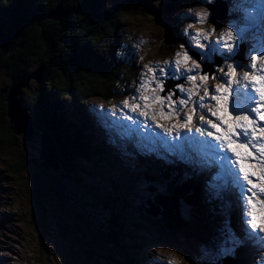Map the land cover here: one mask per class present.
<instances>
[{"label":"rangeland","instance_id":"rangeland-1","mask_svg":"<svg viewBox=\"0 0 264 264\" xmlns=\"http://www.w3.org/2000/svg\"><path fill=\"white\" fill-rule=\"evenodd\" d=\"M40 1L48 4L50 0H40ZM118 1L119 0H107V2L112 4V8L114 10L123 14L122 8H125L126 6L123 4L120 7L116 3ZM157 1L158 0H152L154 4H150L149 6H147L146 0L143 1L142 3L139 2L140 14L138 15L136 14V16L121 15V17L123 18L122 23L118 22V27L122 28L123 30L130 32L131 34L138 32L140 37H142L145 40V42H147L152 47L150 55H154V56H158L159 53L165 52L166 50L165 44H167L168 42V39L166 36V29H167V25L173 26L171 24V20H174V22H176V25H178L177 28H179V31L181 30L180 31L181 33L185 32L183 28L182 20L185 17L183 14V11H185L186 9L183 8L181 12L180 10H178V13L175 12L174 15L171 17L169 16L165 17L167 13H165L164 10L162 11V8L164 7V5L160 6L157 3ZM212 1H215V0H212ZM236 2L237 4L241 5L242 14L250 18L252 22L258 25L259 27H260V24L261 26H264V0H236ZM60 3H62V0L60 1ZM141 4L143 6H141ZM26 5L29 6L31 4L27 3ZM129 7H132V6L130 5ZM143 7H144L145 13H147L146 15H141L143 14L141 13ZM109 8L111 9V7ZM172 9H175L174 5ZM206 12H209V10L206 8V6H203V2L200 0L195 1L190 5V15L195 19V21L197 18V14H199L200 22H197V24L199 25L200 23H203L205 18L207 17V16H204V13ZM187 13H189L188 9L185 13V15L188 17ZM229 30H232V29H229ZM213 34H216V33H213ZM234 35H239V32L234 31ZM121 36L123 37V33H121ZM1 41L5 42L6 38L1 37ZM129 41L131 45L133 46H136L138 48L141 46V42H138L135 39H132ZM246 52H247V55H249V50H247ZM157 58L159 59L160 55ZM180 58L181 57H178L177 55L174 56L173 54H171V57L169 58V60H171V62H174L175 60L180 59ZM228 63L236 64L235 61L233 60L229 61ZM260 63H261V69H257L255 71H252L254 70V66L250 65V70H251L249 72L250 75L253 76V74H256L254 76L258 77L264 74V63L262 62ZM191 66H192L191 62H189L187 65H181V68L183 70V68H187ZM174 67H175V64L173 63L171 66V69ZM239 68L241 69V71L243 69V67H238L236 69V73L238 72ZM9 70H10V65L3 63L2 59L0 58V86H2L1 85L2 83H4V85L7 86V84H10V80L12 77L20 74V72L15 71V72L10 73V75H8ZM198 71L201 73V69H199ZM206 71H209V68H207ZM51 72L55 74L56 73L55 68H51ZM85 74L86 75L84 77H85L86 84L88 85L92 84L95 81V77H93L92 75H87V74H92V72L89 71L88 73H85ZM220 75L221 73H218L217 77H219ZM212 77H216V76L213 75ZM161 79H163V81L164 80L166 81L167 79H171V78L162 77ZM179 79L187 80L186 77H181ZM199 79H200V75H197L196 81ZM214 79L217 80V78H214ZM248 82H250L251 84H258L257 82H253L251 80H248ZM27 84L30 86H35L37 84V81L36 79L30 76L26 84L24 85L25 93L23 94V98H25L24 100H27V102L31 103L33 100H30V99L33 97V93L28 88ZM244 87H249V86L246 85ZM244 87H240L238 89L240 93L239 107H242V105L245 108L256 106L258 104V100L256 96H254V98H251V93H250L251 91L245 90ZM154 90L157 93H159V90H156V89ZM148 91L150 92L152 90L149 89ZM147 95H151V94L148 93ZM167 96L168 94H166L164 97H167ZM0 98H1L0 102L2 104V102H4V95L0 94ZM10 99L11 97L8 95V97L6 98V102L8 106L10 105ZM165 103L167 104V102ZM63 105H64L63 108H70L71 110L70 112H68L65 109V111L62 114L63 118L69 122H71L73 116H75V114H77L79 111L82 112L84 116L88 119H92L95 116L94 114L95 112H89L87 110L86 104L84 101L80 103V105H78V109L76 107L70 106L71 103L69 102ZM67 106H70V107H67ZM150 109L151 111L153 110L160 111L161 110L160 102L150 104ZM163 110L167 111V107H165ZM261 111H264V109H262ZM2 112H3V109L0 108V118H2L3 120L6 119L8 121L9 120L8 115L7 114L2 115ZM106 115L110 117H114L115 119L119 120V118L116 115L110 112H107ZM120 121L128 123L126 122L128 120L123 119V118H121ZM256 122L258 125L264 126V121L257 119ZM1 125H6V123L2 122V120L0 119V126ZM130 125L134 126L137 129L135 130L132 127H129L127 129L133 130L135 136L142 138L144 143L146 140L151 146L154 147V148L152 147V149L149 148L148 149L149 151L150 150L155 151L156 146L163 147L162 143L158 144L156 141H154V138L160 139L164 142L165 140L163 138L158 137L155 132L148 131V129H150L147 127L148 124L143 123L142 126H140L139 124H130ZM99 128L102 129L101 126ZM2 131L3 130H1L0 128V153L3 154V158H2L3 160H2V163H0V165L3 166L5 170L0 172V183H1L0 192H2V194H5V197L4 198L0 197V206L7 207L10 210V213L5 214L8 211L6 208L0 209L2 211V213L0 212V249L5 250L6 247H12V243L7 242L6 240L3 239V236L8 231V232H12L10 234V238L13 240L15 249H17V252H18L17 256L18 257L22 255L25 256L24 258L19 259L18 260L19 262H23V261L27 262V260H31L33 258V255L31 253H33L35 256L34 259L37 264H62L61 260L64 259L68 251H71L73 253H76V252L80 253L84 259V254L81 252V249H88L90 256L92 258V262L88 264H119L118 253H120L121 246L118 248L119 251H115L116 244L114 243L113 245L111 242V239H114L112 236L113 233L116 234V236L121 235V234L125 235L126 229L113 228L108 223V219L100 218L101 212L98 209L99 206L92 208L91 205H93L94 202H92L91 199L89 198V200L91 201V202H88V204L90 205V209L89 211L88 210L86 211H88L89 215L91 216L90 218L87 216V218L94 223V228L100 231L97 235L99 239H92L90 246L79 245L77 235L73 233L74 229L67 222L69 217L65 218L64 203L58 202L57 201L58 197L52 196L47 191L49 185L51 183H54L55 180L53 182L48 180L47 174L42 169L33 167L32 162L28 163L27 165L20 157L15 156V153H16L15 151L10 154L8 153V156H5L4 154L6 152L7 147L12 148V149H17V150H20V148L18 147V144H16V142L14 141L12 142L14 145L12 146L8 145L6 139L8 140L9 135H7L5 138L2 134ZM113 136L115 137L116 135L113 134ZM112 142H114V140ZM171 144L174 145L173 142H171ZM109 146L113 147L112 143ZM185 147H186V143L176 145V148L183 149V150L185 149ZM50 153L52 157L53 155L56 154L53 146L50 150ZM53 160H54L53 161L54 164L55 162L57 163V156H54ZM212 167H214L215 169L214 165H212ZM118 169H122L121 166H119ZM1 170H3V168H1ZM8 171L10 174L8 173ZM216 172L218 171L215 170V180L212 178L210 182L216 181ZM79 173H80L81 178H83L84 170L80 166H79ZM55 177L57 179L59 177V179L64 180V178L62 176H59V174H57ZM118 180H121V179H118ZM91 182L94 183L93 179L91 180ZM97 182L98 180L96 181V183ZM118 182L120 186L121 184H123L121 183L122 181H118ZM75 187L77 186L73 187V191H77ZM242 187H243V184L241 181L235 182L234 184H230V182H228L227 186L224 188L225 191L223 189L222 191L224 193H227L229 196H233V193L236 196H238L239 201H240V206L243 208V200L241 199ZM213 188H214V184H213ZM31 198H36L38 200L39 198L42 199L43 203H41V206L43 208L44 213L40 207V203ZM259 198H260V202L264 203V196L259 195ZM111 200L114 201L113 198H111ZM16 203H18L19 205L20 213L13 212L15 209ZM127 203H128V200H127ZM229 203H231V207H233L232 201H229ZM101 208L103 210H108V207L106 205L101 206ZM74 210L78 214H82L78 210L76 209ZM117 212H118V209H117ZM259 212L261 213L260 209H259ZM133 213L135 214L134 211ZM200 213L201 212L198 210L197 214H200ZM123 214H125L124 219L126 217L128 220L131 219L132 213L129 207H127L124 210ZM240 214L244 216L243 213H240ZM24 217H26L27 221H24V222L15 221L14 222V224H16L17 227L12 224L16 218L23 219ZM230 217H232V215ZM233 217H235V223L239 222L238 215H234ZM235 227L237 229L236 224H235ZM243 227H246L245 223L243 224ZM169 232H173V231H169ZM237 233H238V230H237ZM237 239L239 240V244L241 247L249 249L246 252L251 251V248H247V246L242 244V242L240 241V236H237ZM128 240L129 238L123 239L121 243L125 244V241L129 242ZM163 243L164 242H161V244ZM48 244L52 246V252H53V254L51 253L52 257L50 258L46 256L47 253L45 251V246H47ZM55 247L57 248V252H56ZM165 248L166 247L159 245L157 250H159L160 252H164ZM62 251H64V254H59ZM253 253L255 254V252ZM70 260H71V256L69 258V261ZM4 261L5 259L3 258V256H0V264H5ZM153 262H154L153 264H160L161 263L160 257H157V258L154 257Z\"/></svg>","mask_w":264,"mask_h":264},{"label":"trees","instance_id":"trees-1","mask_svg":"<svg viewBox=\"0 0 264 264\" xmlns=\"http://www.w3.org/2000/svg\"><path fill=\"white\" fill-rule=\"evenodd\" d=\"M60 1L50 0L48 4L43 2L40 5L32 2L29 6L24 2L22 8H19L20 10L15 7L11 8L14 4L13 0L1 2L0 4L5 7V14L1 15L9 17V19H0V58L3 63L10 65L8 75L15 71L20 72L19 75L11 78L12 83H24L30 76L42 70L40 82H37L35 86L28 85L33 93L30 100L33 101L30 103L24 100L25 98L22 97L25 93L24 88L21 89V98L24 106L32 115L35 125L39 127V131L42 132L46 129L57 142L62 162L61 167L68 161V156L72 157L75 149L77 152L75 160H89L92 165L98 160L99 165L109 168L112 162L106 160V155L103 156L97 152V148L90 143L86 144L88 138L81 135L80 127L74 122L64 119L62 114L56 113V109L49 102L48 97L55 96L60 100V96H62L78 109V103L63 94L75 92L82 86L90 89L94 95L97 92L108 93L110 91V85L114 80L112 72L97 71L95 81L89 86L86 84L85 78L82 77V71L89 68L97 69L99 66L105 68L106 65L113 67L115 62L110 61L113 59L110 51L112 52L118 44L117 40L120 36L118 22L120 21L117 16H121V13H114L113 8H109V10L104 7V0H62L63 13L60 19H56L55 13ZM126 12L128 15H136L138 7L126 9ZM1 37H5L6 41L2 42ZM107 42L109 48L106 46ZM125 65L127 68L133 69L131 59L126 61ZM51 68H55V74L51 72ZM126 74L130 78L129 74ZM132 74L133 71H130L131 76ZM128 80L133 83V79ZM11 86V84L0 86V94L4 95V102L2 104L0 102L3 112L7 111L6 98ZM90 107L92 112L107 114L102 109ZM95 124L100 129L99 123L95 122ZM2 134L5 137V131H2ZM7 135H9L8 140L6 139L7 144L12 146L14 141L20 150L7 147L4 155L8 156V153L15 151V156L20 157L28 165L31 162L32 142L24 140L12 131H9ZM77 139L81 141V144H77ZM65 143H69L74 149L68 150V147L65 148ZM117 149L121 152L122 146L120 145ZM109 153L111 154V152ZM2 158L3 154L0 153V163ZM137 161L142 164L140 158H137ZM111 198L114 199V208L117 213L121 194L119 197L111 196ZM162 207L165 209V205L162 204ZM98 209L102 213L112 212L110 208L103 210L100 205ZM100 218L104 219L103 215ZM116 219L117 216L113 217L112 222L119 229L115 222ZM122 222H124V218H122ZM88 235L89 233L86 234L87 238ZM112 236L117 241L115 242L116 248L124 245L121 241L126 238L119 241L116 234L113 233ZM236 236H239L238 233ZM125 243L128 242L125 241ZM240 256L242 257V252ZM244 256L255 259L252 250Z\"/></svg>","mask_w":264,"mask_h":264},{"label":"snow or ice","instance_id":"snow-or-ice-1","mask_svg":"<svg viewBox=\"0 0 264 264\" xmlns=\"http://www.w3.org/2000/svg\"><path fill=\"white\" fill-rule=\"evenodd\" d=\"M206 2L210 3L212 0H206ZM235 7L239 8L241 5L237 4ZM207 15L208 13H204V16ZM196 22H200L199 14H197ZM213 31L215 29L202 30L197 33L188 32L187 35L191 39L196 40L195 45H192L190 41L189 46L200 49L201 61L203 62L207 57L209 62L216 66V71L221 73L219 77H209L208 73H200L198 70L201 68V64L192 59L188 51H184L183 53L177 52L176 55L181 58L174 62L165 61V67H161L158 72L155 70V67L149 68L152 76L151 80L145 81L141 76L138 80V87L132 93L131 103L126 98L120 106H113V108L121 112L123 118L127 120L134 118L130 114H135L142 118V123L145 124L151 120L156 128L162 129L166 136H171L175 131L176 136L191 134L188 137L189 140L192 137H205L206 140L210 138V142L206 145L207 149L209 151L214 150L226 153L222 158V166L230 165L226 171L229 175L235 174L234 182H243L241 199L245 202L247 209L246 213H244L245 224L248 229L246 235L253 243L264 248V203L257 202L262 213L259 225L256 224V216L252 212L253 197L258 194L264 196V126H260L256 122L257 119L264 121V111L258 112V109L264 106L257 104L244 110L239 108L240 93L232 85L234 83L233 77L236 74V69L241 67V65L234 63H226L223 66L217 65L212 53L214 51L217 52L223 61L232 59L243 37L234 35L235 29L229 30L226 28L213 43L209 40V36ZM201 39L203 42H201ZM206 46L209 49L208 52L204 51ZM182 47L184 46L182 45ZM221 48L223 51H218ZM249 56L252 62L251 66H255L258 60L264 63V48L257 51L255 46L251 47ZM189 62H191L192 66L183 68L182 70L181 65H187ZM173 63L175 64V69L170 72ZM197 75H200V81L195 83L194 90H188L186 92L182 85H175L178 92L183 94L181 98L172 99L174 94L171 90H169L167 97H162L159 93L153 95L144 94V91L153 85L155 89L163 91L164 81L161 79L162 77H170L173 79L186 77L188 81L195 82ZM209 78L226 80V84L217 85L214 93L208 87H205L201 93L200 83H203V81ZM243 78L259 84L258 87L253 88V91L259 97L260 101H264V74L257 77L250 75L248 71H244ZM236 82H239V77H237ZM230 96L234 97L231 105L232 111H230ZM205 97L208 98L207 102H214L211 108L205 107L207 103ZM156 102H160L161 110H153L152 115L149 116L150 104ZM186 106L191 111L182 114V109ZM165 107H167V111L163 110ZM197 109L201 111L198 119H195ZM108 111L111 112L112 110L110 109ZM252 113H257V116L251 118ZM157 116L163 119H171L175 116L178 119L175 124L169 127H162L161 124L156 123ZM199 143L203 145L205 141H199ZM249 160L252 161V164L246 163ZM253 167L258 170V177L257 173L251 170ZM253 178L259 179L260 186L254 183ZM246 193H251V195H246ZM225 241H232V237L230 235L226 236Z\"/></svg>","mask_w":264,"mask_h":264},{"label":"water","instance_id":"water-1","mask_svg":"<svg viewBox=\"0 0 264 264\" xmlns=\"http://www.w3.org/2000/svg\"><path fill=\"white\" fill-rule=\"evenodd\" d=\"M60 11L61 9L59 10L58 13H60ZM10 114L12 117V122L14 123V127L16 128V131L18 133H24L25 138L28 141L32 142L33 141L32 137L35 134V128L33 125V121L31 117L26 113V110L20 106L19 101L17 99V94L14 92L12 93L11 99H10ZM48 140H49L48 135L46 133L43 134L42 141L48 142ZM43 142H42L41 148L37 147V150L39 153H38V156L35 157V164L37 168L42 169L47 174V178L48 180H50L49 174H48L49 163H50V158L47 155L48 145ZM47 190H52L51 185H49ZM39 200H40L39 203H43L41 198H39ZM153 212H156V211L153 210Z\"/></svg>","mask_w":264,"mask_h":264},{"label":"bare ground","instance_id":"bare-ground-1","mask_svg":"<svg viewBox=\"0 0 264 264\" xmlns=\"http://www.w3.org/2000/svg\"><path fill=\"white\" fill-rule=\"evenodd\" d=\"M140 2V0L137 2V3H139ZM264 27V26H263ZM245 90H247V91H252V89L251 88H245ZM264 102V101H263ZM250 106H251V104H250ZM250 106H248V107H250ZM129 131H132V132H134L133 130H131V129H129ZM132 132H130L131 134H134V133H132ZM54 139V138H53ZM54 141H55V139H54ZM113 143V142H112ZM55 144L57 145V142L55 141ZM57 147H58V145H57ZM149 152V151H148ZM214 168V167H213ZM69 228V227H68ZM59 230V229H58ZM63 232V231H62ZM65 233V232H64ZM242 248V247H241ZM244 248V247H243ZM247 253V252H246ZM244 254L245 253H242V257H244Z\"/></svg>","mask_w":264,"mask_h":264}]
</instances>
